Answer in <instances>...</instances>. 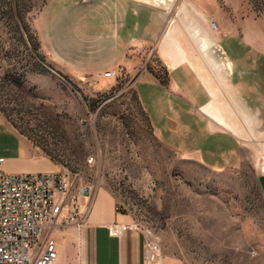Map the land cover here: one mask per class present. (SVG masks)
Returning a JSON list of instances; mask_svg holds the SVG:
<instances>
[{
    "label": "rangeland",
    "instance_id": "1",
    "mask_svg": "<svg viewBox=\"0 0 264 264\" xmlns=\"http://www.w3.org/2000/svg\"><path fill=\"white\" fill-rule=\"evenodd\" d=\"M63 1L0 0V117L71 172L73 193L83 184L111 192L117 210L159 241L160 256L264 264V125L247 124L257 110L244 101L264 95V0H215L225 27L210 19V37L194 42L214 96L231 103L245 137L240 162L220 171L182 157L154 130L135 88L142 76L165 77L154 50L134 69L96 81L56 68L43 42L49 32L76 28L58 14Z\"/></svg>",
    "mask_w": 264,
    "mask_h": 264
},
{
    "label": "crops",
    "instance_id": "2",
    "mask_svg": "<svg viewBox=\"0 0 264 264\" xmlns=\"http://www.w3.org/2000/svg\"><path fill=\"white\" fill-rule=\"evenodd\" d=\"M221 9L215 0H64L58 14L76 28L49 32L43 45L58 70L78 77L134 69L141 54L154 50L166 69L165 77L146 75L135 84L154 130L182 157L220 171L240 162L245 137L231 116V103L214 96L197 62L202 50L194 42L210 37V19L225 27ZM177 11H185L188 18L179 17ZM244 101L247 111L257 110L248 114L247 124L264 125V95ZM0 170L37 173L60 167L34 151L0 117ZM258 182L264 194V154ZM79 200L84 223H62L55 233L58 264H175L168 255L157 262L145 260L144 233L131 215L117 210L111 192L95 191ZM115 223L128 227L112 235L109 227Z\"/></svg>",
    "mask_w": 264,
    "mask_h": 264
},
{
    "label": "built area",
    "instance_id": "3",
    "mask_svg": "<svg viewBox=\"0 0 264 264\" xmlns=\"http://www.w3.org/2000/svg\"><path fill=\"white\" fill-rule=\"evenodd\" d=\"M213 25L217 26L216 21ZM114 74L116 71L106 70L93 80ZM73 187L74 177L68 169L37 173L0 170V264H58L56 231L62 223H84L79 197H91L96 191L92 184L81 185L77 193ZM127 227L115 223L109 232L119 235ZM143 233L145 260L159 261V241Z\"/></svg>",
    "mask_w": 264,
    "mask_h": 264
},
{
    "label": "bare ground",
    "instance_id": "4",
    "mask_svg": "<svg viewBox=\"0 0 264 264\" xmlns=\"http://www.w3.org/2000/svg\"><path fill=\"white\" fill-rule=\"evenodd\" d=\"M205 46H207L205 43H204ZM150 234V233H149Z\"/></svg>",
    "mask_w": 264,
    "mask_h": 264
}]
</instances>
